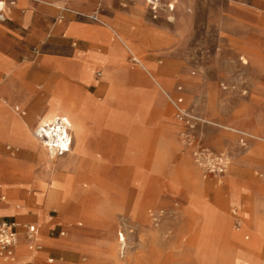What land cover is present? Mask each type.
<instances>
[{
	"label": "rangeland",
	"instance_id": "rangeland-1",
	"mask_svg": "<svg viewBox=\"0 0 264 264\" xmlns=\"http://www.w3.org/2000/svg\"><path fill=\"white\" fill-rule=\"evenodd\" d=\"M157 2L155 10L147 0L139 3L142 21L133 22L128 31L134 33L148 23L162 31L164 45L139 49L142 58L133 52L141 64L154 68H146L153 78L128 51L126 61L130 71L137 72L138 82L116 86L108 99L97 90L107 85L103 75L113 74L101 63L94 83H81L90 68L86 74L76 72L79 82L63 73L52 82L38 64L43 53L59 55L57 47L38 46L39 56L30 59L34 63H24V81L33 80L26 86L32 100L28 107L14 103L7 109L14 112L18 106L21 118L36 115L24 136L10 126L8 142L29 147L39 156L35 143L27 139L43 141V121L55 98L63 96L74 100L75 112L83 117L86 146L92 154L80 173L68 176L59 163L56 171L40 156L41 161L0 141V159L22 161L37 175L30 176L32 180L68 199L49 207L37 205L33 193L15 189V182L25 181L22 177L0 186V204L13 206L23 218L8 215L0 217V223L14 220L25 234V227L40 218L36 210L43 213V222L36 223L40 250L32 257L23 244L25 264H48V258L52 264H245L242 253L252 248L248 256L264 264V0ZM135 3L113 0L80 21L97 24L91 15L113 16L116 11H130ZM171 3L173 10L168 7ZM46 42L71 45L52 34ZM76 47L80 48L77 42ZM96 50L105 52L104 47ZM152 82L159 88L156 96ZM88 93L102 100L97 105L84 98ZM179 99L183 116L174 105ZM86 104L89 109H84ZM96 109L103 115H92L90 110ZM96 124L103 132L91 133L88 125ZM92 135L94 141L101 135L94 148H90ZM105 148L110 162L104 165ZM198 150L210 157L223 156L226 171L219 173L216 166L196 157ZM72 178L74 185L67 186ZM71 201L80 213L74 222L67 219L76 214ZM74 228L81 232L78 243L83 248L70 243L75 256L64 257L75 260L62 263L61 254L45 242L71 241ZM60 230L64 236H59ZM119 233L124 237L122 247L117 243Z\"/></svg>",
	"mask_w": 264,
	"mask_h": 264
},
{
	"label": "crops",
	"instance_id": "crops-1",
	"mask_svg": "<svg viewBox=\"0 0 264 264\" xmlns=\"http://www.w3.org/2000/svg\"><path fill=\"white\" fill-rule=\"evenodd\" d=\"M142 1L143 0H136L134 8L127 12L116 11L113 16L98 15L101 17V20H99L97 24H91L80 20H84L87 17L86 14L92 12L97 6L102 5L104 8H107L111 5L113 0H100L99 4L98 0H13V4L6 9V20L0 22V141L7 142L17 149H24L28 154L40 160L38 153L31 150L29 147L24 145H13L7 140V133L12 120L21 118L16 114L20 110L18 106L14 109L15 113L9 112L7 107L10 108L9 105H13L14 103H18L23 107H28L32 100L31 97L33 95L26 91V86H30L33 80L26 83L22 76V69L25 62L33 64L34 62H31L30 59H37L39 56L38 46L45 45L46 48L49 49L57 47L60 50L59 55L43 53L39 59L38 68L45 70L52 82L54 81L56 83L62 73L64 76L79 82L78 79H76V72L78 70L90 68L89 76H87L85 81H81V83L88 80L94 83L95 74L98 73L96 71H102V68L97 65L101 63V65H104V67L113 74L109 76L103 75L107 85L105 88L101 87L97 90L98 93L104 92V97L102 99L105 100L110 98L109 94H111L116 86L136 84L138 82L136 78L137 72L130 71L131 67L128 66L126 61L127 53L129 54L126 46L132 53L136 52L140 56L138 52L139 49L146 47L156 49L166 43L162 31L149 23L142 24L141 28H137L134 33L128 34L133 22L139 23L142 21V16L138 9V5ZM169 6V9H174L172 3L169 4ZM60 17H63V19L60 20ZM48 34L62 37L65 42H71V45L62 42L59 46H52L46 42ZM76 42L80 45V48L76 47ZM96 47H104L105 52L96 50ZM130 56L132 57V61H134L133 58L136 60L135 62L137 65L154 69L145 62L144 65L141 64L135 56L131 54ZM140 57L142 58V56ZM156 78L158 79L157 76ZM90 85L91 84H84V86ZM152 87L153 95L156 96V94H158L157 89L159 88L153 82ZM14 91L16 96L14 95ZM84 98L95 101L97 105L98 100H102L90 93L86 94ZM49 100L53 101V96ZM90 112L97 117L103 115L98 109L90 110ZM88 126L91 133L94 132L93 130L103 132L97 125ZM27 130L25 131L22 125L21 127L18 126V134L21 136L27 134ZM102 134L103 133H101V135ZM101 135H99L95 141L93 139L94 136H91L90 148H94L95 145H97V141ZM107 157L105 148L104 165L110 162L106 160ZM30 176L37 175L32 172L31 167H27L22 161L0 159V186H3L6 182L8 183L9 179L22 177L25 181L20 183L15 182V189L25 190L26 193H33V201L37 205L49 207L50 205H58L62 201L68 200L67 198L63 199V197L60 198L56 190H46V185L42 182L40 183L32 180ZM27 188H29L30 191H27ZM1 199L4 200L5 196H2ZM76 203L79 204L80 202ZM75 206L74 201H71V207L76 213L67 217L71 222H74L76 216L80 214L79 208L75 210ZM84 207L89 212L91 211L90 206L86 202H84ZM17 208L19 209L20 207ZM36 214L40 217L36 219V223H42L43 213L40 210H36ZM8 215H11V217L20 216L15 212L13 206L0 204V217H8ZM5 221L14 222V220ZM36 223L29 225L37 227ZM17 226L19 227V224H17ZM18 227V244L15 248V255H18L19 259L18 261L15 260L12 264H25L28 257L24 255L23 244L31 255L38 253L40 246L37 236L36 245L38 249H30L25 234H22L21 231L18 230ZM37 229L39 234V228L37 227ZM73 231L74 236L71 241L50 239L45 242L47 245L53 246L59 254H61L60 261L62 263L75 260L74 258L69 259L64 257V254H68V256L72 257L75 256L72 248L69 247L70 243L73 245L76 244L77 246H75L77 248H83V245L78 243L81 235L80 230L74 228ZM60 232L64 231L60 230ZM60 232L59 236H61ZM254 250L255 249L252 248L250 251L246 250L247 252L244 251V253H242L241 258L245 264H262V261H259V259L255 258L253 255L248 256V252ZM32 257L34 256L32 255ZM49 260H52V262L49 263ZM47 263L52 264L53 259L48 258Z\"/></svg>",
	"mask_w": 264,
	"mask_h": 264
},
{
	"label": "bare ground",
	"instance_id": "bare-ground-1",
	"mask_svg": "<svg viewBox=\"0 0 264 264\" xmlns=\"http://www.w3.org/2000/svg\"><path fill=\"white\" fill-rule=\"evenodd\" d=\"M151 1L152 0H147L148 3H151ZM168 7L170 8V6ZM126 49L132 53V51L127 46ZM131 55L134 56L133 53ZM133 60L136 61L134 58ZM141 68L144 71H147L143 66H141ZM81 71L83 74H86L87 70L82 69ZM147 74L149 77L153 78V76L148 71ZM156 81L160 85V81L157 79ZM75 107L76 105L74 106L73 99H67L63 96L56 97L53 108L47 112L48 115L46 120L43 121V125L46 127L45 133L42 135L43 141L32 139L30 136L27 139L30 143H35L41 160L45 162L48 167L54 168L56 171L68 170V176H71L74 173H80L83 169V163H85V160L92 156L90 150L88 149L89 146H86L84 119L81 114L75 112ZM86 108L89 109L88 104H86V107H84V109ZM33 118L34 113H31L29 119L15 118L12 120L10 126L18 129V126L21 127L22 125L26 131L30 126L29 122ZM57 163H59L61 166L60 170ZM73 180V178L68 180L66 185H74ZM119 238L120 240L117 239V243H119L120 246H124V237L120 233Z\"/></svg>",
	"mask_w": 264,
	"mask_h": 264
},
{
	"label": "built area",
	"instance_id": "built-area-1",
	"mask_svg": "<svg viewBox=\"0 0 264 264\" xmlns=\"http://www.w3.org/2000/svg\"><path fill=\"white\" fill-rule=\"evenodd\" d=\"M157 0H152L151 5L152 9L155 10L157 7ZM13 4V0H0V22L6 20V9L8 6ZM90 20L94 22H99L98 14H93L90 17ZM63 17H60L62 20ZM180 99L174 102V105L178 109L180 115L183 116V112L180 108ZM196 157L203 160L209 166H216L219 173H224L226 171L227 163L223 156L210 157L203 153L201 150L196 151ZM232 214L236 220V225H240V218L238 216L237 210H232ZM17 224L13 221H3L0 223V260L3 263H12L15 260V248L18 244V232ZM61 236H64V232H60ZM38 236V229L34 225H28L25 227V238L29 242V247L32 250H37L38 246L36 245V239ZM49 263L52 260L48 261Z\"/></svg>",
	"mask_w": 264,
	"mask_h": 264
}]
</instances>
